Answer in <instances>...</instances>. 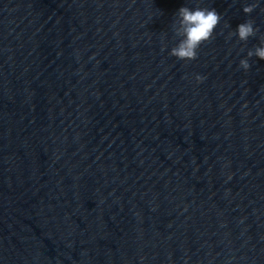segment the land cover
<instances>
[{
	"label": "water",
	"instance_id": "1",
	"mask_svg": "<svg viewBox=\"0 0 264 264\" xmlns=\"http://www.w3.org/2000/svg\"><path fill=\"white\" fill-rule=\"evenodd\" d=\"M262 39L264 0H0V264H264Z\"/></svg>",
	"mask_w": 264,
	"mask_h": 264
},
{
	"label": "clouds",
	"instance_id": "2",
	"mask_svg": "<svg viewBox=\"0 0 264 264\" xmlns=\"http://www.w3.org/2000/svg\"><path fill=\"white\" fill-rule=\"evenodd\" d=\"M256 7L258 4H252L244 7L243 11L250 15ZM176 15L177 19L173 24V29L180 40L171 49L170 55L186 62L196 60L201 46L213 39L222 17L214 8H201L199 6L195 9L188 6L181 7ZM258 31L259 29L254 27V21L248 20L230 33V37L238 36L240 42L247 43L249 38L255 37ZM262 45H264V39H262ZM247 56L248 58L255 56L264 61V46H256L254 50H249ZM240 67L245 71L249 70L251 67L249 59H242ZM204 79L203 76H196L198 83H203Z\"/></svg>",
	"mask_w": 264,
	"mask_h": 264
}]
</instances>
